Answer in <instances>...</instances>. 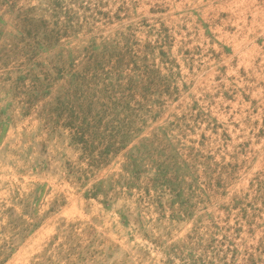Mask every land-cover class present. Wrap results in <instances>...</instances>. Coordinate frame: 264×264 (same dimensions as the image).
<instances>
[{
  "label": "rangeland",
  "instance_id": "1",
  "mask_svg": "<svg viewBox=\"0 0 264 264\" xmlns=\"http://www.w3.org/2000/svg\"><path fill=\"white\" fill-rule=\"evenodd\" d=\"M0 264H264V0H0Z\"/></svg>",
  "mask_w": 264,
  "mask_h": 264
}]
</instances>
